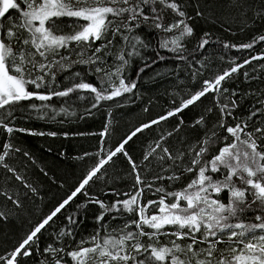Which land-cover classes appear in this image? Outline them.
<instances>
[{
	"label": "snow or ice",
	"instance_id": "snow-or-ice-1",
	"mask_svg": "<svg viewBox=\"0 0 264 264\" xmlns=\"http://www.w3.org/2000/svg\"><path fill=\"white\" fill-rule=\"evenodd\" d=\"M223 7L247 16L251 5L247 0H223ZM194 17L213 20L215 0H0V221L34 213L32 206L40 195L29 173L35 161L17 146L16 134L58 135L16 127L14 121L23 118L17 113L31 109L35 118L55 122L57 115H67L68 110L61 107L57 111L53 98L71 99L75 94L85 99L81 92L91 102L86 113L102 102L119 105L118 98L134 94L138 87L126 70L131 57L148 47L141 38L142 29L157 34L159 47L176 53L174 58L188 61L191 68L188 56L182 54L186 51L182 41L194 35L190 23ZM256 18L264 19V7L253 9ZM208 36L203 34L198 49L209 44ZM261 42L264 34L253 36L248 43H224L223 47L251 52ZM165 59L157 52L136 75ZM262 60L264 47L239 63L231 60L228 68L202 81L197 77L211 67L197 60L201 68L192 72V79L199 82L198 90L185 89L186 98L126 134L114 150L104 147L103 137L111 134L108 124L103 132L91 133L102 138L101 147L79 159L94 156L95 161L10 252L0 254V264H27L34 256L37 264H264V88L241 94L226 86L246 66H252L253 72L264 71V63L253 64ZM78 66H87V71H76ZM242 75L245 82L260 79L264 83V77L250 76L247 70ZM89 76L97 82H89ZM208 96L213 103L193 125L203 129L200 139L180 137L177 144L169 143L184 124L181 116L170 131L147 146L139 161L129 155L125 146L137 134L177 117ZM245 100L251 102L237 113ZM214 109L216 118L209 121L206 114ZM118 154L127 161L124 179L130 178L131 183L123 190L112 189L108 203L89 189L105 181V166L114 165ZM40 171L47 175L44 169ZM166 171L171 174L164 176ZM185 176L190 179L176 191H169L170 185L156 184L180 182ZM149 193L158 199H146ZM78 196L86 199L77 209L89 204L99 209L87 236L77 231L83 223L77 212L65 215ZM60 216L67 223L51 233L54 239L41 248V236Z\"/></svg>",
	"mask_w": 264,
	"mask_h": 264
},
{
	"label": "trees",
	"instance_id": "trees-1",
	"mask_svg": "<svg viewBox=\"0 0 264 264\" xmlns=\"http://www.w3.org/2000/svg\"><path fill=\"white\" fill-rule=\"evenodd\" d=\"M251 7L247 11V16H241L240 12L235 9L223 7V0H215V17L213 20L201 19L194 17L190 21L194 28V35L186 37L182 43L186 51L182 54L188 56L191 61L189 68L188 61L175 59L176 53L169 52L159 47V36L152 31L140 30L141 38L148 44L147 48H140V55L131 57V66L127 68L126 74L129 79L137 80V89H134V94H124L118 98L120 101L117 105L116 101L102 102L101 106L91 109L90 113H86V109L91 107V102L87 98L86 92H81L80 95L85 99H78L75 94L69 98H53L51 102L57 111L61 107L68 110V114L60 113L55 117V122L44 118L37 119L36 113L31 109L23 114L17 113V116H23L14 121L16 127L28 128L37 132H56L57 136H31L24 133H17V146L28 151L35 161V164L30 163L29 173L32 177V182L39 189V197L36 198L35 204L32 206L36 211L32 214H26L19 218H12L7 222L0 221V254L10 252L12 248L18 244L25 236L29 228L32 227L37 220L46 214L59 200L68 193L77 181L85 173L87 168L95 161L96 157H85L79 159L84 153H95L100 147L101 137L99 135H91V133H101L104 130V125L108 124L110 135L103 137L106 141L105 148L113 149L118 146L121 140L136 127L142 123L158 118L172 109L176 104L180 103L184 97L185 89L196 91L200 87L199 82H194L192 72L201 68V64L196 61H202L205 64H210L211 70L203 69L204 76L197 77V81H202L204 78H210L215 74V71H223L230 66L229 62L233 59L237 63L248 55L257 54L264 42L257 45L254 50L237 51L235 48L225 49L224 43L241 44L251 41L253 36L264 34V19H253V9L264 7L260 0H247ZM190 15L192 9L189 8ZM247 25L244 27V25ZM241 27L244 30L241 31ZM228 29H231L230 31ZM207 32L209 36V44L204 49H198V43L203 34ZM168 35L171 34H160ZM139 47V45L137 46ZM131 51V49H126ZM159 52L165 56V60L158 61L145 72L136 75L138 69L145 63H151ZM223 58V59H221ZM112 63V60H109ZM264 63L262 61H254L253 64ZM87 71V66H78L75 70L81 69ZM114 70V69H113ZM249 71L250 76L264 77V71H252V66H246V69L241 70V75L237 79L226 85L230 89L235 88L239 93L264 88V83L260 79H253L250 82H245L242 72ZM157 73L159 75H157ZM89 82L96 83L97 78L89 76ZM183 82V83H181ZM64 84L61 83V88ZM179 93V95H177ZM235 99V97H233ZM67 101V102H66ZM203 103L197 102L195 106H190L189 109L177 117L169 118L166 122H161L160 125H154L152 129H146L142 134H137L128 145L125 146L129 155L134 160L139 161L142 158L143 152L147 146L152 143L161 133L166 134L183 118L184 124L181 125V130L169 138V143L175 145L180 137H186L189 141H195L201 138L203 129L199 126L193 127L196 119L204 114V108L210 106L213 101L211 96L202 98ZM175 102V103H174ZM251 101L245 100L243 106L237 110V113L243 112ZM36 103H40L37 101ZM147 108L148 111H144ZM31 112L32 118H28ZM75 115H72V113ZM111 113V115H109ZM52 113L49 112V116ZM206 117L209 121L216 118V110L213 113H207ZM110 122V123H109ZM64 133L68 135L65 136ZM84 133V135H79ZM116 163L112 166H105L108 173L105 176L104 182H97L95 186L89 189L93 195H99V198L105 199L106 202H112L111 190L125 189L131 183V179H124L128 171V165L125 158L120 154L114 158ZM40 169H44L47 175H44ZM164 176L170 175V171L162 173ZM190 176H185L180 182L157 181V186L163 184L168 187L169 191L179 190L183 184H186ZM108 181H111L110 183ZM85 197L78 196L75 203L68 208V215L72 212H77L80 219L83 220L79 233L87 236L93 231L95 226L94 217L98 214L99 209L96 205L89 204L87 208L77 209L76 205L85 201ZM146 199H158V196H153L149 193ZM67 222L64 216H60L56 224L41 236V248L48 242H51L54 237L51 233L59 231ZM116 223V222H112ZM67 230V229H65ZM79 238V237H78ZM163 240V237L161 238ZM27 264H37V258L34 256L27 259Z\"/></svg>",
	"mask_w": 264,
	"mask_h": 264
}]
</instances>
